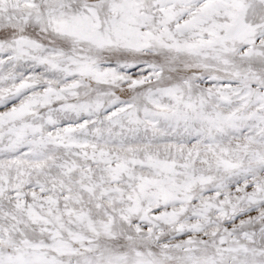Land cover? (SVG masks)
Masks as SVG:
<instances>
[{
	"label": "snow or ice",
	"instance_id": "obj_1",
	"mask_svg": "<svg viewBox=\"0 0 264 264\" xmlns=\"http://www.w3.org/2000/svg\"><path fill=\"white\" fill-rule=\"evenodd\" d=\"M0 264H264V0H0Z\"/></svg>",
	"mask_w": 264,
	"mask_h": 264
}]
</instances>
